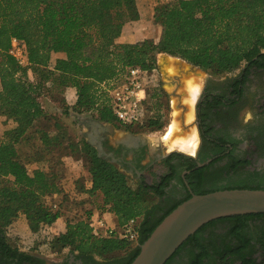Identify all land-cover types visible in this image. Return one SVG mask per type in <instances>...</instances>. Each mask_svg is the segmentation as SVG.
<instances>
[{
    "label": "trees",
    "instance_id": "1",
    "mask_svg": "<svg viewBox=\"0 0 264 264\" xmlns=\"http://www.w3.org/2000/svg\"><path fill=\"white\" fill-rule=\"evenodd\" d=\"M138 15L136 0H0V115L13 122L12 128L0 134V264H46L45 258L15 245L8 233L21 213L32 230L51 228L64 215L46 201L62 192L59 173L47 170L53 161L47 153L53 147H59L61 157L75 147L88 158L90 194H100V209L115 214L117 228L135 220L137 232L136 240L116 233L98 236L91 227L92 212L86 219L68 220L64 232H50L43 243L51 250H69L70 255L62 264H70L72 256V264H131L161 221L191 197L161 213L174 200L167 192L172 179L185 183L182 172L197 166V160L183 153L174 152L164 159L169 172L151 185L144 177H131L110 158L100 155L87 140L76 142L61 128L55 135L38 128L33 131L43 119L48 120L47 105L54 91L75 88L76 99L71 108L78 114L88 113L117 127L148 126L161 130L164 126L159 114V88L154 89L152 106L147 107L142 122L123 124L114 114L109 89L127 67L155 70L162 53L180 57L216 76L242 65L246 72L264 67V0H172L156 9L155 22L163 28L159 41L147 38L134 43L118 42L125 24ZM13 37L26 42V66L9 53ZM55 53L63 56L54 61ZM208 101L209 108L223 102L216 97ZM207 118L208 114L204 119ZM36 132L39 137L34 135ZM26 144L34 152H22L21 147ZM176 159L178 162L174 163ZM141 160L137 164L140 168ZM43 161L47 167L39 166L30 172L29 165ZM248 164L231 153L224 164L201 180L195 194L230 188L264 189V172L248 171ZM232 173L235 179L221 181L223 174ZM158 199H164L165 205L159 206ZM258 220L264 224V213L213 220L189 237L166 264L188 245L193 248L187 264H205V259L219 258L264 264V260L257 262L254 257L257 246L264 255V226L256 232L257 238L247 231ZM225 222L231 226L229 236L219 239L224 245L216 240L209 244L202 241L207 229ZM118 251L129 252L120 258L112 257Z\"/></svg>",
    "mask_w": 264,
    "mask_h": 264
},
{
    "label": "rangeland",
    "instance_id": "2",
    "mask_svg": "<svg viewBox=\"0 0 264 264\" xmlns=\"http://www.w3.org/2000/svg\"><path fill=\"white\" fill-rule=\"evenodd\" d=\"M172 0H136L137 8H138V18L136 20H130L127 25L126 30L130 34H134V40L142 41L144 39L150 38L155 41H159L163 35V28L155 22V13L158 6L167 4ZM131 22V23H130ZM129 43V42H125ZM165 53L158 55L157 65L162 64L163 71H161L162 76V86L159 88V95L161 98L159 114H161V124L163 129L156 130L157 127H148V126H134L131 129L126 128V126H116L115 131L111 132V138L113 140H122L126 138V134L128 132H132L134 134L140 135L142 140L149 145V148L152 154L158 158L159 161H155L151 164V168L153 170V177L150 175L147 177V183H154L157 181L160 176L169 172V168L164 164L163 160L168 157L171 153L178 152L183 153L189 157H195L197 154L198 148L201 144V135L197 124V105L201 100L202 93L207 84L210 85V89L214 91H220L226 83L239 71L243 68V65L227 74L223 75H212L207 71L202 70L198 67L196 70H190L189 65L180 62L176 57L167 56L164 58ZM59 56V54L53 55V60L55 61ZM180 58V57H179ZM174 67L173 73L170 71L169 67ZM197 73L201 76V88L200 93L195 101L193 106V114L194 119L193 122L188 127H191L197 133L196 139V148L190 149L188 147H172L165 143L162 139L166 130L170 127L171 123H173L176 111L179 109L182 113L185 112L186 107L183 104L182 98L184 96L183 88L185 85L186 76ZM1 87V84H0ZM74 89L71 90L67 88L65 92L54 91L53 97H51L48 105V120L43 119L38 123L37 127L33 129V131L38 129H43V131H48L51 135H55L59 133L61 130L65 131L69 134L71 138L77 141L87 140L91 142V136H88L85 133V128L89 130L88 126L85 125V122L89 119H94L90 116V114H78L75 110H72V104L75 101ZM246 98L242 101L241 105L237 109V123L234 126V131L237 136L242 138L241 149L242 154L245 155L247 152L246 148L251 146L249 143L251 141L248 137V124L250 122L258 121L260 117V113L264 115V72H257L255 76L249 81L248 86L246 88ZM153 100L149 98L148 105L152 106ZM154 113V110H153ZM214 115H216L214 113ZM183 116V115H182ZM216 120V121H215ZM217 117L213 116L212 122H217ZM254 121V122H255ZM10 123L6 117L0 115V134L4 132L6 129H9ZM95 128L89 130L94 135ZM247 132V133H246ZM39 133V132H38ZM37 132L34 133L36 137H39ZM33 134V133H32ZM90 134V135H92ZM40 143V141H37ZM68 143V140H65V145ZM93 146L97 144L96 138L92 136ZM39 145V144H38ZM77 145V144H76ZM77 147H80L78 143ZM243 147V148H242ZM21 151L24 153L34 152L33 147L30 144L23 145L21 147ZM68 154L61 157V150L59 147H53V150L47 153V157H51L53 161H51V166H48L45 161L32 163L29 165V170L32 172L34 169L39 166H48L47 170L50 172H58L61 179L59 182L61 183L64 178H68L70 175H74L71 179H73L72 184L68 186V188H73L74 192H66L61 196L53 197V195L46 198V201L51 205H57V208H60L64 214L63 223L66 224L68 220L76 221L80 219H86L88 217V213L92 211V205L95 207H101L103 200L100 194H90L89 189L87 188V181L89 179L88 169L90 167V163L88 158L85 157L82 152H78L77 149L71 148L68 151ZM72 157L69 162L77 163L76 160H79L81 168L80 172H75L76 166L66 163V157ZM75 159V161H74ZM149 159L147 158L144 163L147 164ZM174 163L178 162V160H174ZM71 169V171H70ZM248 171L259 170L260 172H264V156L261 158H255L254 165L251 167H246ZM81 173V174H80ZM183 173V172H182ZM236 175L233 173L230 175L223 174L221 177V181L223 183H227L230 178L235 179ZM172 185L168 188V193L173 198H175L176 194L179 190V180L171 181ZM83 192L82 194H78V192ZM76 193V194H75ZM164 200V199H163ZM159 200V206H164L165 201ZM156 201V199H155ZM21 215H24L21 213ZM20 216V215H19ZM18 216V217H19ZM25 216V215H24ZM26 217V216H25ZM27 220V219H26ZM16 221V220H15ZM28 224V222H27ZM26 222L23 225H18L17 229L9 230L11 234V241L20 247V249L36 254L46 259V264H55L63 261L66 257H69L70 252L68 249L64 251L60 250H51L49 246L44 245V241L46 239L47 233L44 228H40L38 230H32ZM231 223H219L215 227L207 229L203 234H206L203 237L202 241L206 244H209L212 240L221 241L224 237L229 236V229ZM264 224L262 220L255 221L253 223V227L247 229L248 233L251 236H256L257 231L263 228ZM20 231V232H19ZM225 239V238H224ZM133 247V246H132ZM192 246L188 245L184 247L169 264H187L189 261V253L192 250ZM129 251H118L112 254V257L120 258L125 256ZM71 257V256H70ZM254 257H257V262L264 260V255L261 250H259V246L256 247V252ZM73 258V256L71 257ZM206 264H242V261H224L223 258L216 259H205Z\"/></svg>",
    "mask_w": 264,
    "mask_h": 264
},
{
    "label": "flooded vegetation",
    "instance_id": "3",
    "mask_svg": "<svg viewBox=\"0 0 264 264\" xmlns=\"http://www.w3.org/2000/svg\"><path fill=\"white\" fill-rule=\"evenodd\" d=\"M257 72H264V67L250 68L247 72L245 68L241 69L239 73H237L235 77L231 78L220 91L211 90L210 85H206L202 93L201 100L197 105L196 122L201 135V144L195 157H191L194 160H197V166L183 171L182 175L185 177V183L179 184V190L174 200L164 207L161 213L168 210L174 203L188 197L189 195L192 196L195 194L196 188L201 180L204 177L209 176L217 167H220L221 164H224L231 153L240 156L244 159V161H249V164L246 167L254 165L255 158H261L264 156L263 113H260L258 121L254 120L255 122H250L247 126L249 132L247 135L251 141V143H249L251 146L246 148L247 152H245V155L242 154L241 149L242 138L233 132L234 126L237 123V109L246 98V88L249 81ZM244 78H246L245 81L243 80ZM161 86L162 76L160 71V87ZM239 92L241 93L239 94ZM214 97L222 99V105L217 107L211 106V108H209L208 100L212 101ZM214 113L216 115H214ZM206 114H208V118L205 120L204 118L206 117ZM213 116L217 117V122H212ZM92 120L93 119H89L85 122V125L88 126L89 130L95 128V124ZM96 141L97 144L98 142L101 144V151L99 154L106 158H110L112 162L118 165L131 177L137 180L144 177L146 181L149 175L153 177L154 173L150 166L156 160H159L158 158L156 159V157L152 154L149 145L143 140H133L127 137L125 139L115 141L111 138V132L104 131L101 133V137L97 138ZM89 143H92V139ZM109 146L114 149H108ZM225 148L228 149L225 150ZM140 158H142V168L137 165ZM147 158L149 159V162L145 164L144 161ZM203 158L206 159L204 162H201L200 160ZM200 162L205 163V165L199 166L198 163ZM205 166H207V168ZM186 176L191 178L186 179ZM173 180L177 179L173 178L172 181ZM149 184L153 185L154 183ZM171 185L172 182L167 187V192ZM205 236L206 234L203 235V237ZM219 243L221 244L223 242L219 241ZM223 245H221V247ZM73 261L74 259L71 258L69 263L72 264ZM76 263L79 264V262ZM55 264H62V261Z\"/></svg>",
    "mask_w": 264,
    "mask_h": 264
},
{
    "label": "water",
    "instance_id": "4",
    "mask_svg": "<svg viewBox=\"0 0 264 264\" xmlns=\"http://www.w3.org/2000/svg\"><path fill=\"white\" fill-rule=\"evenodd\" d=\"M163 56L176 57L169 54ZM176 58L188 64L190 70L198 69L184 59ZM162 64L157 65L160 71H163ZM92 122L95 129L98 127L103 132H112L116 129L112 123H103L97 119H93ZM125 136L133 140H142L140 135L132 132ZM96 147L100 153L99 142ZM198 165L203 166L205 163L200 162ZM259 213H264V189L230 188L193 194L161 221L141 245L140 253L131 264H166L188 238L207 223L225 217Z\"/></svg>",
    "mask_w": 264,
    "mask_h": 264
},
{
    "label": "built area",
    "instance_id": "5",
    "mask_svg": "<svg viewBox=\"0 0 264 264\" xmlns=\"http://www.w3.org/2000/svg\"><path fill=\"white\" fill-rule=\"evenodd\" d=\"M9 53L16 61L26 66L29 64L28 48L26 42L17 37L11 40ZM155 88H160V70L144 69L140 66L127 67L125 72L112 82L109 89L114 114L123 124H137L147 115L149 98ZM57 208V205H53ZM135 220H131L124 228H113L103 218L96 217L91 220L93 232L98 236H108L116 233L121 238L137 239ZM48 227L44 230L47 232Z\"/></svg>",
    "mask_w": 264,
    "mask_h": 264
},
{
    "label": "bare ground",
    "instance_id": "6",
    "mask_svg": "<svg viewBox=\"0 0 264 264\" xmlns=\"http://www.w3.org/2000/svg\"><path fill=\"white\" fill-rule=\"evenodd\" d=\"M171 57V56H170ZM188 65V64H187ZM170 71L173 73L174 67L171 64L169 67ZM183 85L185 87L181 92L184 96L182 98L183 104L186 107L184 113L181 110H177L173 123L166 130L163 140L166 144L172 147H188L190 149L196 148L197 133L188 127L194 119L193 106L200 93L201 88V76L197 73L190 74L184 79ZM183 115V116H182Z\"/></svg>",
    "mask_w": 264,
    "mask_h": 264
},
{
    "label": "crops",
    "instance_id": "7",
    "mask_svg": "<svg viewBox=\"0 0 264 264\" xmlns=\"http://www.w3.org/2000/svg\"><path fill=\"white\" fill-rule=\"evenodd\" d=\"M131 23V22H130ZM127 25H130L129 23L127 24ZM127 25H125L124 26V29H123V32H122V34H121V36L120 37H118V39H117V41L118 42H129V43H134V42H137V40H134L133 38H134V34H130L127 30H126V27H127ZM56 54H59V56L61 57V56H63V54H61V53H56ZM71 90H75L74 91V94H73V96L75 97V99H76V89L75 88H70ZM3 117H5V116H3ZM9 121V123H10V127L9 128H12L13 127V122L11 121V120H8ZM97 129H98V127H96ZM95 130V133H94V135L92 134V132H90L88 129H87V127L85 128V133L88 135V136H91V139H92V136L93 137H95L96 139L97 138H99V137H101V133L103 132V131H101V130ZM3 133V132H2ZM90 134H92V135H90ZM72 159V157L70 156H68V157H66V163L67 164H69V166L72 164H74L76 167V170H75V172L77 173V172H80L81 170H80V168H81V165H80V161L79 160H76L75 161V159H74V161L75 162H77V163H73V162H69L68 160H71ZM70 171H71V169H70ZM81 174V173H80ZM74 175H70V176H68V178H64L63 179V181L60 183V187H61V190H62V192H60V193H57V194H54L53 195V197L55 198V197H58V196H61V195H63L64 193H68V192H70V191H72V192H74V190H73V188H68V186L70 185V184H72V182H73V179H71L72 177H73ZM87 188L88 189H90L91 187H92V182H91V180H88L87 181ZM78 192V191H77ZM82 194L83 192H78V194ZM76 194V193H75ZM92 218H96V217H100V218H103V219H105L106 221H107V223H108V225L109 226H111V227H115V228H117V218H116V216H115V214H113V213H111V212H103L99 207H95V206H93L92 205ZM63 219H64V215L61 217V218H59L54 224H53V226L51 227V228H48L47 229V234H49L50 232H56V233H61V232H64L65 230H66V224H64L63 223ZM24 222H26V224H27V220H26V217L24 216V215H21L20 214V216L16 219V221H14L13 223H12V225L9 227V230L11 229V230H13V228L14 229H17V227H18V225H23V223ZM28 225V224H27ZM14 231V230H13ZM20 232V231H19ZM8 235L9 236H11V234L10 233H8Z\"/></svg>",
    "mask_w": 264,
    "mask_h": 264
}]
</instances>
